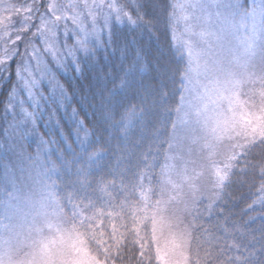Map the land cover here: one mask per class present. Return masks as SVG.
<instances>
[{"label":"snow or ice","instance_id":"1","mask_svg":"<svg viewBox=\"0 0 264 264\" xmlns=\"http://www.w3.org/2000/svg\"><path fill=\"white\" fill-rule=\"evenodd\" d=\"M38 2L46 12L31 15L38 13V7H34L36 0H29L30 15L21 23L7 27L4 31L7 39L0 41V68L11 75V63H16L12 87L17 98L22 102L30 99L36 104L47 96L52 104L49 119L58 124L57 110L63 109L75 125V137L82 146L86 145L91 129L80 118L75 95L65 87L60 74L83 75L84 64L98 63L102 49L106 52L111 46L116 51V34L126 38L131 33L134 55L120 79V85L125 86L128 75L137 71V62L140 72L147 70L144 49L151 47L153 41L159 45L161 36L166 37V50L179 65L180 94L171 109L175 118L163 159L155 160L147 152L143 154L144 174L139 180L159 183L161 175H174L179 185L174 192L188 189L189 204L183 207L182 198L179 202L171 201L187 227L182 238L174 236L165 240L163 247L171 250L176 264H255L251 257L256 255V249L246 250V255L239 254L236 236L243 234V227L229 225L226 217L224 220L216 217L223 215L219 205L226 185L237 171L243 173L249 168L255 169L260 177L256 199L250 207L259 205L264 209V155L256 160L248 158L255 147L264 146V109L251 99L243 107L232 106L230 99L220 98L219 88L242 54L264 69V0H65L59 7L55 0ZM145 28L147 41L143 38ZM45 83L49 87L47 93L42 87ZM213 84L218 86L215 100L209 95ZM223 91L227 96V89ZM162 95L166 97L167 91L162 90ZM250 103L252 107L248 106ZM104 107L111 112L107 103ZM143 113V105H131L121 114L120 131L125 137ZM219 119L231 124L227 134L223 133ZM32 123L34 113L24 106L12 124L22 151L28 134L34 132ZM53 149L59 151L56 139L42 137L36 151L28 153L33 171L30 175L23 174L21 179L7 159L8 144L0 148L5 157L0 160V231L3 232L0 264H30L27 258L20 257L27 245L17 222L37 197L44 200L46 195L50 197L57 192L71 202L73 197L82 195L89 201L84 209L87 212L97 207L103 211L109 188L119 196L124 194L120 187L123 180L117 184L115 177L92 175L91 166L104 151L100 148L83 153L84 159L76 168L78 188L73 191L61 187L59 174L67 160L61 163L53 159ZM189 185L198 187L189 189ZM90 197H94V202ZM108 206L112 207L111 202ZM138 255L145 258L143 248Z\"/></svg>","mask_w":264,"mask_h":264},{"label":"trees","instance_id":"2","mask_svg":"<svg viewBox=\"0 0 264 264\" xmlns=\"http://www.w3.org/2000/svg\"><path fill=\"white\" fill-rule=\"evenodd\" d=\"M143 38L145 41L148 39L146 28ZM114 39L116 51L113 52L111 46L106 52L102 49L98 63L84 64L83 75L60 74L65 87L75 95L80 118L91 129L86 145L82 146L75 137V125L63 109L57 110L58 124L49 119L52 104L46 96L38 105V108L42 106V110H35L36 127L31 126L34 132L28 134L25 150L22 151L15 135L11 134L14 130L13 113L17 110L16 107L10 109L13 106L12 83L16 80V63L13 61L11 75L0 69V148L8 144L7 159L23 179V174L30 175L33 171L28 153L36 151L42 137H54L59 151L53 149L52 158L61 163L67 160L59 174L63 182L61 187L73 191L78 188L76 168L84 159L83 153L103 149L100 159L91 166L92 175L108 179L115 177L117 184L123 180L124 184L120 186L124 189L123 196L109 188L103 211L97 207L95 211L89 209L85 212L89 201L82 195L68 202L62 198L63 193L54 192L56 213H47L45 220L48 226L44 228L47 230L43 236H48L50 242L52 236L61 239L64 232L71 234L72 239L80 238L96 264H161L155 246L154 218L158 216L159 230L165 234L176 232L180 238L187 225L182 223L183 216L178 215L171 203L174 199H163L160 195L165 175L160 176L159 183L143 182L139 178L144 174L141 172L143 154L147 152L153 159L162 160L167 149V138L175 118L171 109L180 92L179 65L166 50V37L161 36L159 45L153 41L151 47L144 49L147 70L140 72L137 62V71L130 73L126 85L122 86L120 79L132 61L135 45L131 33L126 38L116 34ZM162 90L167 91L166 97L162 95ZM105 103L111 109L110 113L106 111ZM131 105H143L144 113L136 118L130 134L125 137L120 131V117ZM9 138L11 141L8 142ZM262 155L264 146H257L248 158L256 160ZM4 158V154L0 153V160ZM259 181L260 177L253 168L243 173L237 171L226 185L223 201L219 205L223 215L216 217L219 220L226 217L229 225L243 227V234L237 233L236 236L240 245L239 254L246 255V250L256 249V255L251 257L255 264L264 260V251H261L264 246V209L259 205L250 207L256 199ZM89 199L94 202V197ZM109 202L112 207L108 206ZM141 248L145 258L138 255ZM53 256H56L55 252L49 255L37 249L30 255V263L46 264V260L54 261Z\"/></svg>","mask_w":264,"mask_h":264},{"label":"rangeland","instance_id":"3","mask_svg":"<svg viewBox=\"0 0 264 264\" xmlns=\"http://www.w3.org/2000/svg\"><path fill=\"white\" fill-rule=\"evenodd\" d=\"M48 0L46 1V3ZM65 0H55L56 6L59 7L63 4ZM29 0H0V41L7 39L4 35V31L7 27L12 26L14 23H21L23 18H26L30 15L28 11ZM38 7V13L33 12L31 15L44 14L46 12L45 7L39 5L38 0H36V5ZM162 19V18H161ZM26 26V21H25ZM179 35V34H178ZM192 56L195 59L196 53L192 52ZM2 69V68H0ZM4 70V69H2ZM45 93L49 91L48 85L45 83L43 86ZM223 89H227V96ZM218 90V86L213 84L209 88V95L213 100L216 99L215 92ZM220 90V98L231 100L232 106L243 107L246 100L251 99L254 101L255 105L264 109V69L256 67L252 58L244 56L237 58L234 62V67L228 72L226 80L223 82L222 88ZM180 94V92H179ZM21 96H26V93H21ZM46 98V97H45ZM13 106H10V109L16 107V112L13 113V119L15 120L23 111V107L27 106L35 114V110H42V106L38 108L40 103L33 104L30 99L22 102L21 99L17 98L16 89H13ZM252 107L250 103L248 105ZM13 120V121H14ZM218 123L224 134H227L231 129V124L225 119H219ZM31 126H35L34 123ZM15 129L11 132L14 134ZM11 141V138L8 139V142ZM167 169L166 172L167 173ZM184 179H187L186 177ZM176 180V181H174ZM198 187L195 185H189V189ZM179 188L177 183V178L174 175L164 176L163 188L160 190V195L163 199L172 198L179 202V199L184 200L183 207H187L189 204L188 197L186 195L188 189L184 192L175 191ZM54 192L51 193V196H45L44 200H41L39 197L35 199L33 204L24 212L23 215L19 217L18 220V231L21 233L22 239L26 242V247L21 251L20 257L29 259L30 255L33 252H36L37 249L43 250L45 253L51 255L53 252L56 253V256H53L54 261L46 260V264H96L92 257L88 254L86 248L82 245L80 238H71V234L64 232L61 235V239L58 240L57 237L52 236H43L45 234L44 228H47V220L45 218L48 214H54L55 212V201H54ZM55 218L52 222H54ZM158 216L154 218L153 228L155 232V246L157 251V256L161 264H176L175 256L170 249L163 247L165 240H169L174 236L177 238L179 234L172 232L171 234H165L164 231L159 230L157 225ZM3 236V232L0 231V237ZM57 246V247H55ZM0 247H3L0 244ZM5 259L10 258L7 254V249H4ZM31 264V263H30Z\"/></svg>","mask_w":264,"mask_h":264}]
</instances>
